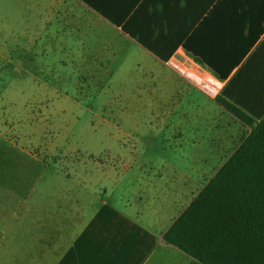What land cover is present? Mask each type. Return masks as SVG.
Segmentation results:
<instances>
[{
	"label": "rangeland",
	"instance_id": "rangeland-1",
	"mask_svg": "<svg viewBox=\"0 0 264 264\" xmlns=\"http://www.w3.org/2000/svg\"><path fill=\"white\" fill-rule=\"evenodd\" d=\"M75 12L71 0H0V200L14 181L119 192L123 180L98 177L127 167L211 180L250 129L164 65L139 68L135 51L101 61L118 44L106 30L97 56L94 46L63 44ZM72 27V37L83 34Z\"/></svg>",
	"mask_w": 264,
	"mask_h": 264
},
{
	"label": "crops",
	"instance_id": "crops-1",
	"mask_svg": "<svg viewBox=\"0 0 264 264\" xmlns=\"http://www.w3.org/2000/svg\"><path fill=\"white\" fill-rule=\"evenodd\" d=\"M71 2L79 18L65 22L63 44L94 46L97 56L95 47L104 45L106 30L118 44H111L115 49L109 57L100 53L101 61L113 62L121 47L128 48L138 53L139 68L142 62L162 64L213 102L227 82L197 64L183 49V39L198 32V44L228 45L235 37H259L255 48L264 43V0ZM74 23L72 30L83 32L77 38L70 32ZM125 29L141 36L147 48ZM158 52L172 54L165 61L156 56ZM185 175L175 167L100 172L98 178L123 180L119 192L101 182L90 189L84 181L70 180L5 184L0 200L2 264H199L163 240L210 181L199 185L197 178Z\"/></svg>",
	"mask_w": 264,
	"mask_h": 264
},
{
	"label": "trees",
	"instance_id": "trees-1",
	"mask_svg": "<svg viewBox=\"0 0 264 264\" xmlns=\"http://www.w3.org/2000/svg\"><path fill=\"white\" fill-rule=\"evenodd\" d=\"M124 32L147 48L141 36ZM197 35L183 39V49L227 82L214 101L250 134L163 240L199 264H264V43L255 48L259 37H235L228 45H205ZM171 54L156 56L166 61Z\"/></svg>",
	"mask_w": 264,
	"mask_h": 264
}]
</instances>
